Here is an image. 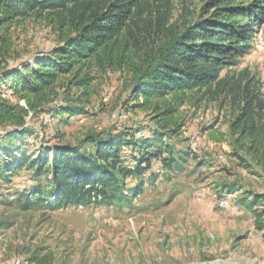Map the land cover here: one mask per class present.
Returning <instances> with one entry per match:
<instances>
[{"label": "trees", "instance_id": "obj_1", "mask_svg": "<svg viewBox=\"0 0 264 264\" xmlns=\"http://www.w3.org/2000/svg\"><path fill=\"white\" fill-rule=\"evenodd\" d=\"M179 1L0 0V83L11 93L0 99V128H6L0 136V181L10 184L22 171L32 175L7 204L51 212L91 204L127 208L152 166L175 163L163 157L170 153L164 137L177 135V107L192 93L238 105L240 114L230 125L234 143L264 164L259 83L247 71L220 77L250 53L254 35L264 33V0H196L197 10ZM178 10L183 14L173 20ZM30 20L51 30L53 47L11 67L12 31ZM123 70L130 76L132 108L157 117L159 130H147L149 137H138L145 129L87 135L73 146L63 143L62 134L40 138L27 126L30 118L48 116L68 125L71 118L88 115L96 76ZM131 151L133 165H127L121 153ZM234 154L245 162L238 151ZM135 178V188L124 195L126 180ZM236 202L252 215L264 241V194L244 192ZM41 251L36 249L28 264L54 263Z\"/></svg>", "mask_w": 264, "mask_h": 264}, {"label": "rangeland", "instance_id": "obj_2", "mask_svg": "<svg viewBox=\"0 0 264 264\" xmlns=\"http://www.w3.org/2000/svg\"><path fill=\"white\" fill-rule=\"evenodd\" d=\"M182 3L191 10L199 7L196 0L179 1V6ZM182 14L178 10L173 20ZM12 35L11 67L51 49L55 40L50 29L34 20L18 25ZM242 71L259 83L264 97L262 31L254 35L250 53L220 77ZM129 78L126 70L97 75L85 108L88 115L71 118L68 125L48 116L27 119L26 124L40 138L52 139L58 133L64 144L73 146L87 135L145 129V135L138 137H149L147 130H159L157 117L150 110L132 108L136 102ZM177 110L179 131L164 137L170 153L163 156L175 163L171 168L152 166L142 177V192L127 208L91 204L52 212L22 211L7 202L30 182L31 173L19 172L10 184L0 181V264H28L38 248L41 256H51L53 264H215L216 260L264 264L261 234L254 229L252 215L236 204L244 192L264 194V164L239 151L231 133L232 120L240 114L238 105L230 98L213 101L192 93ZM5 131L0 128L1 137ZM194 142L196 146H191ZM237 151L245 162L235 156ZM131 154L121 153L127 165H133ZM136 180H126L124 195H130ZM218 193L231 195L228 209L216 207L212 196Z\"/></svg>", "mask_w": 264, "mask_h": 264}, {"label": "built area", "instance_id": "obj_3", "mask_svg": "<svg viewBox=\"0 0 264 264\" xmlns=\"http://www.w3.org/2000/svg\"><path fill=\"white\" fill-rule=\"evenodd\" d=\"M11 97V93L9 91V88L5 85L0 83V99L2 100H7ZM22 105V103H20ZM119 119L124 120L125 116L123 114H119ZM193 142V141H191ZM197 142V141H196ZM196 142L192 143L191 146H196ZM230 198L231 195L230 194H214L212 196L213 201L216 204V207L218 209L224 210V209H228L230 206ZM215 264H221L220 260H216Z\"/></svg>", "mask_w": 264, "mask_h": 264}]
</instances>
